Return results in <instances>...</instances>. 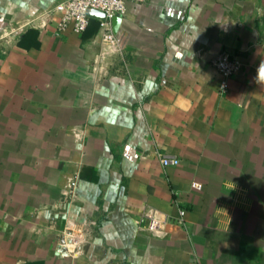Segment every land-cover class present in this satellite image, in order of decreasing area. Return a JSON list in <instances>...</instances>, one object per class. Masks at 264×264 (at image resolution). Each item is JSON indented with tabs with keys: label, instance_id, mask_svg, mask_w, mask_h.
I'll list each match as a JSON object with an SVG mask.
<instances>
[{
	"label": "crops",
	"instance_id": "0c3cea01",
	"mask_svg": "<svg viewBox=\"0 0 264 264\" xmlns=\"http://www.w3.org/2000/svg\"><path fill=\"white\" fill-rule=\"evenodd\" d=\"M62 1L0 0V264H264V0H127L115 48Z\"/></svg>",
	"mask_w": 264,
	"mask_h": 264
},
{
	"label": "built area",
	"instance_id": "2783aa9c",
	"mask_svg": "<svg viewBox=\"0 0 264 264\" xmlns=\"http://www.w3.org/2000/svg\"><path fill=\"white\" fill-rule=\"evenodd\" d=\"M133 1L145 3L150 0ZM90 8L104 13V17H97L100 21L103 45L114 48L121 47L124 43V36L119 31H114L113 19L115 16L123 17L127 13V0H64L58 3L48 13V16L57 19L56 33L58 35L67 31L82 34L88 28L90 18L93 16L89 13ZM213 64L222 76L220 89L225 92L229 87V79L242 69L243 62L237 55L224 51L213 60ZM157 157L164 167L180 164V158L171 153L158 151ZM192 185L196 189L203 188V185L198 182H194ZM185 215L186 210L181 209L179 223H186ZM170 220V215L150 208L140 216L138 222L150 231L166 234Z\"/></svg>",
	"mask_w": 264,
	"mask_h": 264
},
{
	"label": "water",
	"instance_id": "95a60500",
	"mask_svg": "<svg viewBox=\"0 0 264 264\" xmlns=\"http://www.w3.org/2000/svg\"><path fill=\"white\" fill-rule=\"evenodd\" d=\"M89 13L95 17H104V13L102 11H99L97 9L94 8H90L89 9ZM122 22V17L121 16H115L113 19V27H114V31L117 32L120 28Z\"/></svg>",
	"mask_w": 264,
	"mask_h": 264
},
{
	"label": "trees",
	"instance_id": "16d2710c",
	"mask_svg": "<svg viewBox=\"0 0 264 264\" xmlns=\"http://www.w3.org/2000/svg\"><path fill=\"white\" fill-rule=\"evenodd\" d=\"M99 19L97 18V17H95V16H92L91 18H90V23H89V26H88V28L86 29V31H89V29H91L90 27H91V24H95L97 21H98ZM98 23V22H97ZM85 31V32H86Z\"/></svg>",
	"mask_w": 264,
	"mask_h": 264
}]
</instances>
